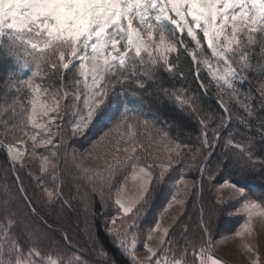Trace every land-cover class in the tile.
Here are the masks:
<instances>
[{"label":"snow or ice","instance_id":"1","mask_svg":"<svg viewBox=\"0 0 264 264\" xmlns=\"http://www.w3.org/2000/svg\"><path fill=\"white\" fill-rule=\"evenodd\" d=\"M0 66V264H121L101 230L124 264H229L237 239L262 264L264 0H0Z\"/></svg>","mask_w":264,"mask_h":264},{"label":"rangeland","instance_id":"2","mask_svg":"<svg viewBox=\"0 0 264 264\" xmlns=\"http://www.w3.org/2000/svg\"><path fill=\"white\" fill-rule=\"evenodd\" d=\"M31 143H32L31 141H28L27 144L23 146V150L25 151L24 163L27 165V167L24 169V172H25L24 179H25L26 184L29 183V178L26 175L27 172H33V173L39 174L40 161L36 160L35 162H31L30 159L28 158V151L27 150L30 148ZM89 163L94 164L95 161L92 160V161H89ZM195 175H196V173L195 174L192 173L193 177H195ZM133 185H134V182L132 180H129L128 183L125 185V190H126L128 195L132 194ZM207 195H215V190L213 189L212 192L206 193V196ZM225 195L227 196V190H225ZM163 196H165V195L163 194ZM97 203H98V201H97ZM189 208H191L190 203H189ZM158 210H157V212H158ZM176 211H178V209H170L168 215L175 214ZM41 215H45V218L48 219L49 223H53V221H61L62 223H60V224L53 223V227H61L62 226L64 228H67L69 230V233L73 236L74 240H79L80 242L83 243L84 240L87 238L84 231H83V226H81L80 230L76 229V225H77V223H79V221H77L75 213H60L59 209L57 208L56 211H53L51 209H42ZM166 222H167V216L165 217V220L162 221V223H166ZM257 227L259 228L260 226L258 225ZM151 242H152L151 246H155L157 243V241H155V240H153ZM240 243L241 242L238 239L234 240V241L226 242L221 247V249L217 252V255L222 256L224 259L228 260L229 264H249V256L251 254L243 251L242 248L240 247ZM257 247L259 249L261 262H262V264H264V233H262V235L260 237V242L258 243ZM82 249L84 250V248H82ZM82 254H83V252H82ZM146 255H147V253L145 251H143L142 249L138 252V256L140 258H142ZM84 257H86V256H84Z\"/></svg>","mask_w":264,"mask_h":264},{"label":"trees","instance_id":"3","mask_svg":"<svg viewBox=\"0 0 264 264\" xmlns=\"http://www.w3.org/2000/svg\"><path fill=\"white\" fill-rule=\"evenodd\" d=\"M204 75H207V71L204 72ZM3 77H4V69L2 66H0V80H2ZM244 87L247 88L248 85H245ZM252 88H253V90H255V88H256V82L255 81H253V83H252ZM209 104L211 107L216 108V105L214 103V98H213V100L209 101ZM152 107H153V111H158L164 120H168L169 122H172V123H174L177 126L182 127V128L186 127L187 128V134L184 137H182L184 139H186L187 135L191 134L198 127L196 125L195 121L191 117H189L187 113L181 112L177 105H170L167 108L163 107L162 105L159 107H157L156 105H153ZM216 110L219 111L218 109H216ZM173 132L174 133L176 132V128L173 129ZM4 155L5 154H4L3 150H0V165H2L4 162ZM236 179H240V178H236ZM247 184L252 191H255L257 193H259L260 191H264V181H261L259 179L248 180ZM163 194L164 193H161V192H158L156 194V197L154 199V206L152 209H150L147 217H145V219H144L145 229L155 219V217L157 215V213H156L157 210L160 209L164 203H166L165 196H163ZM100 235H101L102 241L109 248L110 253L113 254L114 256H116L117 260H119L121 262V264H124L123 259H126V258L119 257V254L115 252V250L112 246L110 238L104 236L102 230H101ZM80 243L83 244L82 242H80ZM81 252H83V255L86 256L84 258L88 261H91L95 257V254L93 252L88 251L87 249L83 250L81 248Z\"/></svg>","mask_w":264,"mask_h":264},{"label":"crops","instance_id":"4","mask_svg":"<svg viewBox=\"0 0 264 264\" xmlns=\"http://www.w3.org/2000/svg\"><path fill=\"white\" fill-rule=\"evenodd\" d=\"M149 244H150V246H151L152 242H151V241H149ZM144 257H145V256H144ZM144 257H142V258H144Z\"/></svg>","mask_w":264,"mask_h":264}]
</instances>
